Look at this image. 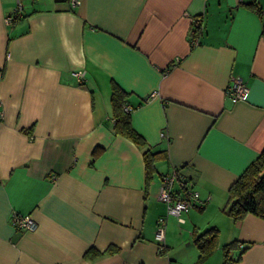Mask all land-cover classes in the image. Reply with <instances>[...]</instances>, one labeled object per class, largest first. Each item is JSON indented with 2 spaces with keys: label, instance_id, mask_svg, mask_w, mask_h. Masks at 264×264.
Listing matches in <instances>:
<instances>
[{
  "label": "crops",
  "instance_id": "obj_1",
  "mask_svg": "<svg viewBox=\"0 0 264 264\" xmlns=\"http://www.w3.org/2000/svg\"><path fill=\"white\" fill-rule=\"evenodd\" d=\"M250 2L0 0V264H222L234 240L230 264H264V218L224 211L264 148V0ZM233 77L246 99L226 95ZM114 84L159 151L148 177L144 148L113 130ZM178 165L199 193L183 222L158 199Z\"/></svg>",
  "mask_w": 264,
  "mask_h": 264
},
{
  "label": "trees",
  "instance_id": "obj_2",
  "mask_svg": "<svg viewBox=\"0 0 264 264\" xmlns=\"http://www.w3.org/2000/svg\"><path fill=\"white\" fill-rule=\"evenodd\" d=\"M251 0L250 4H255ZM199 29L196 24L193 29L195 35ZM126 93L117 85L112 86L110 93V104L113 117V130L122 134L138 146L143 147V159L147 177L152 172L155 160L159 151H152L146 144L144 138L138 134L131 125L130 110H126ZM96 150H94L95 152ZM227 201L224 211L234 219H241L247 213H252L264 218V148L260 154L251 161L240 173L238 178L228 188ZM217 228L209 227L204 231L194 234V241L202 253L209 252L217 241ZM237 242L231 241L223 246L222 264H230L232 258L230 252L235 248ZM100 253L98 250H87L85 256L94 257ZM240 258V256L238 257Z\"/></svg>",
  "mask_w": 264,
  "mask_h": 264
},
{
  "label": "built area",
  "instance_id": "obj_3",
  "mask_svg": "<svg viewBox=\"0 0 264 264\" xmlns=\"http://www.w3.org/2000/svg\"><path fill=\"white\" fill-rule=\"evenodd\" d=\"M74 4H78V0H72ZM19 5V4H18ZM19 11L15 9L13 14L5 17V22L10 23ZM83 71H77L76 76H83ZM248 87L241 77H233L231 83L226 88V95L232 102L246 99ZM126 110H130L129 106H125ZM175 184L178 188L175 189ZM158 199L165 203L168 215H174L178 221L183 222L181 214L188 210L193 201L199 200V193L194 189L192 182L187 179L181 171L180 166L173 167L170 173L163 174L160 179V188L158 191ZM12 221L16 228L22 230L33 231L37 227V223L29 215H20L13 213ZM166 225L165 216H160L157 220L155 239L161 242L164 239V230Z\"/></svg>",
  "mask_w": 264,
  "mask_h": 264
},
{
  "label": "rangeland",
  "instance_id": "obj_4",
  "mask_svg": "<svg viewBox=\"0 0 264 264\" xmlns=\"http://www.w3.org/2000/svg\"><path fill=\"white\" fill-rule=\"evenodd\" d=\"M202 219H204V218H202Z\"/></svg>",
  "mask_w": 264,
  "mask_h": 264
}]
</instances>
